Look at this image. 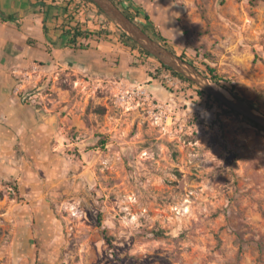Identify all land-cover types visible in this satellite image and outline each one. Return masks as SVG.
Returning <instances> with one entry per match:
<instances>
[{
	"label": "rangeland",
	"instance_id": "1",
	"mask_svg": "<svg viewBox=\"0 0 264 264\" xmlns=\"http://www.w3.org/2000/svg\"><path fill=\"white\" fill-rule=\"evenodd\" d=\"M169 1V45L264 116V0ZM131 67L17 80L35 115L2 147L0 264H264V132L153 59Z\"/></svg>",
	"mask_w": 264,
	"mask_h": 264
},
{
	"label": "crops",
	"instance_id": "2",
	"mask_svg": "<svg viewBox=\"0 0 264 264\" xmlns=\"http://www.w3.org/2000/svg\"><path fill=\"white\" fill-rule=\"evenodd\" d=\"M133 10L150 18L163 35H179L169 0H125ZM67 0H0V158L10 136L33 121L32 105L23 97L18 79L39 68L61 67L95 77L130 74L136 56L118 38L98 40L101 25L87 14L76 15ZM75 19L69 23V19ZM81 22L82 31L93 32L88 39L71 43L70 26ZM35 120V119H34ZM9 141V142H8Z\"/></svg>",
	"mask_w": 264,
	"mask_h": 264
},
{
	"label": "trees",
	"instance_id": "3",
	"mask_svg": "<svg viewBox=\"0 0 264 264\" xmlns=\"http://www.w3.org/2000/svg\"><path fill=\"white\" fill-rule=\"evenodd\" d=\"M131 21H133L135 24H137L146 34H148L153 40L157 41L173 53L177 54L180 58L188 61L192 65H194L199 71H201L205 76H207L211 82L217 84L218 86L226 89L230 94H232L235 98L241 100L242 102L248 104L252 109H258V104L255 102H248L246 101L237 91V87L233 82L227 78H224L221 76L217 69L212 67L211 65L202 62L197 59L198 56H195L194 58H191L190 54L187 51H184L183 53H178L173 47H171L168 43L167 38L157 30V28L154 26V24L150 21V18L146 15H142L140 11L138 10H133L132 7L125 1V0H111ZM70 5H73V9L76 15H81L82 11L86 8L87 5H91L95 7L98 12L105 16L107 19H109L103 11L97 7L91 0H67V7L66 10H68V7ZM75 19L74 17H71L69 19V23H71ZM110 20V19H109ZM111 21V20H110ZM117 32L119 34L121 42L127 46L128 48L131 49L132 52L137 53V59L141 61H146L149 59H153L159 63V66L162 70L167 71L171 73L172 75L179 77L183 81L187 82L190 84L191 87H195L194 83L186 79L184 76L181 74H178L177 72L173 71L172 69L164 66L159 60H157L154 56H152L150 53L147 51L143 50L133 39L128 36L121 28L116 26ZM67 33L69 35H72V40L71 43L73 45H76L78 43V38H85L88 39L90 36L94 35L93 32L90 31H82L81 28V22L77 21L75 26H70V29L67 30ZM98 40L101 39H107L110 36L109 30L104 29L101 27V29L96 33ZM203 66L204 69L201 67ZM196 92L199 95H205L207 96L210 100L214 99L213 96L209 95L205 91L196 88ZM214 102L218 104L220 107L224 108V112L236 116H241L237 112L226 108L222 103H220L218 100L214 99ZM245 121H247L250 125L253 127L257 128L259 131L264 132V128L261 127L260 125L244 118ZM102 144H106L105 140H102Z\"/></svg>",
	"mask_w": 264,
	"mask_h": 264
},
{
	"label": "water",
	"instance_id": "4",
	"mask_svg": "<svg viewBox=\"0 0 264 264\" xmlns=\"http://www.w3.org/2000/svg\"><path fill=\"white\" fill-rule=\"evenodd\" d=\"M91 1L99 7L116 26L121 28L143 50L154 56L164 66L184 76L201 90L213 96L228 109L237 112L242 117L264 128V116L260 115L244 102L226 95L221 88L216 89L214 85L218 87L217 84L211 82V80L194 65L153 40L137 24L131 21L111 0Z\"/></svg>",
	"mask_w": 264,
	"mask_h": 264
},
{
	"label": "built area",
	"instance_id": "5",
	"mask_svg": "<svg viewBox=\"0 0 264 264\" xmlns=\"http://www.w3.org/2000/svg\"><path fill=\"white\" fill-rule=\"evenodd\" d=\"M108 27L113 29L114 28V23L112 21H108ZM172 74L165 71V78H167L169 81L172 82H181L182 79H180L179 77L176 76H171Z\"/></svg>",
	"mask_w": 264,
	"mask_h": 264
},
{
	"label": "bare ground",
	"instance_id": "6",
	"mask_svg": "<svg viewBox=\"0 0 264 264\" xmlns=\"http://www.w3.org/2000/svg\"><path fill=\"white\" fill-rule=\"evenodd\" d=\"M214 87H215L216 89H219V88H218L217 86H215V85H214Z\"/></svg>",
	"mask_w": 264,
	"mask_h": 264
}]
</instances>
